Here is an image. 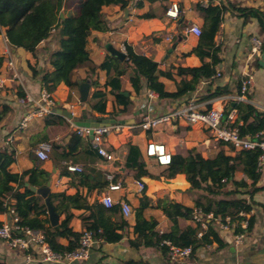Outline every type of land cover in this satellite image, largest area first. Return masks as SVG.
<instances>
[{
	"label": "trees",
	"instance_id": "trees-1",
	"mask_svg": "<svg viewBox=\"0 0 264 264\" xmlns=\"http://www.w3.org/2000/svg\"><path fill=\"white\" fill-rule=\"evenodd\" d=\"M144 1L79 0L78 10L73 16L71 11L66 13L67 0H0V38L3 35L6 37L11 50H23L37 60L36 65L29 63L30 71L33 78L40 80L41 88L51 95L56 93L60 85H65L70 90L78 89L77 72L84 68L88 69V76L84 82L91 81L92 87L96 88L88 100V108L101 115H106L107 94L100 89L98 78L92 80V76L97 75L98 77V71L109 72L114 69L116 74L108 79L106 86H111V92H119L122 73L112 56H108L100 65H94L88 50L89 39L94 31L103 33L109 31L110 27L104 14L105 7L127 9L135 5L141 8ZM147 1L154 2L155 0ZM202 1L205 0H199L195 4V10L203 20L199 42L191 52L184 55L197 56L201 65L197 67L179 66L164 71L158 62L136 53L132 46L126 45L125 64L132 67L136 73L135 77L130 78L136 93L142 90L143 81L146 82L150 91L158 94L160 99L168 100L186 98L198 92L204 82L208 83L209 88L199 96L198 102L200 103L240 93L242 81L246 77L237 79L234 90L230 89L229 85L212 88L217 79L218 66L222 62L219 55L221 47L216 45L215 39L221 31L225 16L235 12L239 18L243 19L244 24L252 19L258 20L262 33L261 50L263 53L264 12L258 8L242 7L229 0L218 5L210 1L207 6H204ZM180 13H182L181 7ZM50 39H53L57 45L54 51L44 49L48 52L51 71L38 67L40 46L42 42ZM5 60L6 57L0 55V75L3 73ZM255 65L259 66V58L255 61ZM176 77L180 78V81H176ZM161 78L174 81L177 86L176 90L168 91ZM17 92L20 98L26 97L21 86L18 87ZM116 99L118 104L123 106L122 112H126L132 104L130 98L119 93L116 94ZM248 99H251V95ZM230 107L236 110V116L232 121L227 119L225 126L237 129L241 138L263 141L264 112L259 111L250 103L230 102L224 108L225 114L229 113ZM207 108L210 110L212 105H207ZM9 112L8 105H0V125ZM60 123V116L55 114L45 116L46 127ZM42 142H50L46 134L39 139V144ZM52 145L50 159L57 168L68 174V165L79 152L82 138L74 133L65 147L56 143ZM127 148L129 154L126 167L134 171L135 177L138 180L142 177L155 179L147 171L139 147L128 144ZM84 154L94 158H104L95 149ZM110 154L114 157L112 153ZM261 154L260 148L237 149L233 144L226 142H219L217 151L208 158H205L202 153H197L196 150L190 151L188 156L174 154L171 165L163 167L166 169L161 176L174 179L179 174H185L190 189L202 192V194L195 199L193 207L174 201L161 204L164 215L172 222L171 230L161 233L157 229L158 221L146 216L147 210L153 208V203L144 190L139 206L133 209L134 238L129 239V246L134 250L158 249L165 256L170 251L166 242H170L177 248L191 247L192 256L199 248L215 244L220 250L225 248L227 243L216 225V219L221 220L223 224L227 223L228 218L231 224L236 223V226L232 228L234 235L251 234L254 231L256 219L254 216L247 219L242 216V213L248 214L253 211L256 205L252 200L253 197L264 190V184H261L264 173L258 166ZM15 161V153L8 151L0 144V216L5 213L12 215L13 212L19 220V226L44 232L46 242L55 253L63 256L78 249L85 231L93 232L95 239L108 244L119 243L127 236L130 224L123 216L120 204L107 208L98 200L93 203L86 202L81 194L66 196L64 193L50 192L49 196L56 212L59 215H65V218L53 227L43 198L25 186L28 183L33 187H44L48 181V173L40 168L26 170L22 174L12 173L10 167ZM239 174L243 177L239 178ZM117 180L116 176L113 182ZM104 185L108 187L110 183L105 182ZM21 189L24 191L22 192ZM245 196H249L250 200ZM73 210L89 213L88 216L82 218L86 228L84 232H76L71 227L74 218ZM197 212H201L203 217L213 215L214 219L207 224L206 229L202 228L199 222L194 221V215ZM245 220H248L247 228L241 225ZM183 221L191 222V224L182 226ZM3 224L4 222L0 220V227ZM200 233L202 237H199ZM60 239H64L66 244H62ZM0 264L6 263L0 262ZM124 264H135V262L129 260Z\"/></svg>",
	"mask_w": 264,
	"mask_h": 264
},
{
	"label": "crops",
	"instance_id": "crops-1",
	"mask_svg": "<svg viewBox=\"0 0 264 264\" xmlns=\"http://www.w3.org/2000/svg\"><path fill=\"white\" fill-rule=\"evenodd\" d=\"M199 0H155L154 2L144 1L141 8L132 5L127 9L119 7H105L104 14L109 24L108 32L94 31L89 39L88 50L90 51L94 65H100L108 56L106 45H112L115 49L122 51V47L130 45L134 51L140 55H145L161 65L162 70H169L173 67H197L201 61L195 55L184 56L191 52L199 42V37L189 34L187 30L196 25L202 28L203 20L195 10V4ZM218 5L226 0H205L204 6L209 2ZM238 3L242 7L258 8L264 12V0H229ZM177 4L182 8V13L178 19L167 16V12ZM166 8V11H165ZM72 11V8H69ZM126 10L128 13H126ZM149 18H145V16ZM3 35L0 38V55L4 50ZM262 41V33L257 19H252L244 24L243 19L238 17L237 13L227 14L222 23L221 31L217 35L216 45L221 47L220 58L222 62L218 66V72L221 74L214 85H229L234 90L236 81L240 77L250 76L254 80L252 87L250 103L259 111L264 112V69L256 66L255 61L261 55L254 54L253 40ZM56 42L52 39L42 42L40 46L39 62L41 67L52 70L48 61V52L56 50ZM16 58V71L19 80H11L12 73L6 67H3V76L7 79L4 89L0 90V105H8L10 112L0 125V144L8 151L15 153V163L10 167L12 173L22 174L26 170L44 169L52 179L51 192L64 193L66 196H75L81 194L86 202L93 203L98 200L102 202L105 196H110L114 201H127L132 208L140 204L141 194L146 190V195L152 200L153 208L147 210L146 216L158 221V231L168 232L172 228V222L164 215L161 204L166 201H174L184 204L188 207L194 206L195 199L202 194L199 191H192L185 174H179L174 179H167L161 176L159 165L155 160L146 156L145 151L148 142L155 140L165 142L172 154L188 156L190 151L196 150L202 153L205 158L214 154L219 143L211 139L209 131L200 125L189 124L185 120H173L164 123L150 131L132 127L143 117H156L171 113L184 107L187 101L198 102L199 96L209 88L208 83L204 82L199 87L198 92L188 95L181 100L160 99L158 94L150 95L147 84L143 81L142 90L136 93L130 78L135 77L136 73L132 67L117 58L118 68L122 73L121 89L119 92H111V86H106L110 77H114L116 72L98 71L97 75L92 76V80L98 78L100 89L107 94V114L101 115L88 108V102L85 104V113L89 120H108L115 121L111 125L117 126L114 132L105 137V148L113 154V160L107 161L104 158L87 156V151L91 148V138H82V145L79 147V154L71 160L73 165L80 166L81 172H70L67 174L60 168H57L52 159L40 161L35 155V149L39 144V139L43 134L49 137L51 143L59 144L63 147L70 141L72 134H77L73 126L79 125L83 121V116L78 115L72 119L61 117V123L56 126L46 127L45 116L32 118L22 128L20 126L23 118L35 109L33 101L37 100L42 90L40 80L33 78L29 68V63L34 65V57L23 50H11ZM37 62V60H36ZM88 69L84 68L77 72L79 80L84 82L88 76ZM168 91L176 90V83L166 78H161ZM176 81L180 78L176 77ZM91 82V81H90ZM89 82V83H90ZM21 86L25 93V98L18 95V87ZM96 88L90 83L89 99L92 97ZM122 94L130 98L131 105L126 112H122L123 106L118 104L116 94ZM236 93L222 98L212 100L216 101L212 107L224 108L230 97ZM57 108L66 109L70 113L77 111L80 102V93L78 89L70 90L65 85H60L53 95ZM71 97V98H70ZM70 98V99H69ZM225 98V99H224ZM228 98V99H227ZM88 99V100H89ZM231 99V98H230ZM200 103V102H199ZM203 104V102H202ZM205 104V103H204ZM211 105V104H209ZM84 113V114H85ZM59 116V115H57ZM134 121V124L131 123ZM11 138V140H9ZM128 144L139 147L143 154V160L146 163V169L155 179L142 177L137 179L133 170L126 167V160L129 154ZM209 154V155H207ZM65 165V163L63 164ZM63 173V174H62ZM264 173V167H263ZM47 175V177H48ZM108 176H113L112 183L121 186L119 190L110 191L105 182H109ZM118 177L117 182L113 180ZM243 175L239 174V178ZM49 179V177H48ZM137 181L145 184L144 190L139 192ZM264 184V178L261 180ZM23 192L24 189H21ZM250 200L249 196H245ZM254 205L250 216H254L256 224L251 234H245L241 244L236 242L235 235L221 231V235L227 246L218 250L216 244L199 248L195 254L186 259L172 261L162 254L158 249L141 248L134 250L129 246V239L134 238L135 218L132 215L128 221L130 227L127 236L119 243L108 244L96 242L91 250L90 257L87 260L73 261L70 263L41 262L39 254L31 251L34 255V261L28 262L26 252L13 250L7 243L0 240V262L6 264H124L132 260L135 264H264V190L257 193L252 199ZM74 218L71 227L76 232H84L85 226L82 221L84 216L89 213L85 211H72ZM59 223L65 218V215H59ZM12 215L5 213L0 216L2 222H9ZM191 222H181L182 226L190 225ZM62 244H66L64 239H60Z\"/></svg>",
	"mask_w": 264,
	"mask_h": 264
},
{
	"label": "built area",
	"instance_id": "built-area-1",
	"mask_svg": "<svg viewBox=\"0 0 264 264\" xmlns=\"http://www.w3.org/2000/svg\"><path fill=\"white\" fill-rule=\"evenodd\" d=\"M180 14V9L177 4H174L172 8L167 12V16L178 19ZM189 34H193L197 37L201 35V28L199 26H192L187 30ZM253 53L257 55L262 54V41L259 39L253 40ZM122 51L126 53V47H122ZM3 56L6 57L4 62V66L8 69L9 72L12 73L11 80L15 79L19 80V75L16 69V61L13 52L7 42L4 39V50ZM221 74L218 72L217 78L220 77ZM7 83V79L3 76H0V90L4 89ZM254 84V80L252 77L247 76L241 85L240 93L236 94L234 97H230L229 100L240 103L247 102L248 96L252 93V87ZM155 93L150 92V95L153 96ZM225 99V98H224ZM228 99V98H227ZM219 100V99H218ZM216 100V101H218ZM30 101L34 102L35 109L28 113L20 123L22 128L26 127L27 123L35 117H44L49 114H54L53 111L56 106V102L53 99V96L46 90H41L39 98L35 101L30 99ZM216 101H209L207 103H199L195 101L188 102L184 107L179 108L171 113L150 117H143L138 123L134 124L132 127L142 129L143 131H150L152 129L157 128L158 126L164 123H170L173 120H185L189 124L200 125L205 128L211 134L212 138L216 142H226L233 144L237 149H256L260 148L262 150V154L259 157L258 166L260 170H263L264 167V140H252L247 138H241L239 136L237 129L227 128L225 126V121L228 119L230 121L234 120L236 116V110H231L229 113H224V108H214L212 107L210 110L207 108V105H213ZM85 113V104L81 103L77 109V111H72L70 114L72 118L81 115L83 116ZM225 115L227 117L225 118ZM71 118V119H72ZM77 132V135L80 137H88L90 132H93V139L91 140V148L97 150L99 155L104 157L107 160H113L112 155L105 148V137L112 134L117 126L108 124L106 126H100L95 128L82 127L80 125L73 126ZM264 135V132H263ZM11 140V138L9 139ZM53 150V145L51 142H42L35 149V155L40 161H48L50 159V154ZM145 154L148 158L155 160V162L161 167H167L172 163V152L168 149V147L160 141L152 140L148 142ZM83 169L80 166L69 164L68 171L70 172H81ZM110 180L109 190L115 191L121 188L120 185L112 183L113 176H108ZM139 187V192L144 190L145 184L142 181L136 182ZM102 203L105 207L111 208L115 204H120L121 212L126 219H129L133 215V208L130 203L127 201H114L110 196H105L102 199ZM12 218L9 222H5L0 227V240L7 243V245L13 249L18 251L26 252V259L28 262L34 261V255H32L31 251L37 252L39 254V261L41 262H56V263H70L73 261H81L87 260L90 257L91 250L96 242L99 240L95 239L93 232L85 231L81 241L80 246L75 251L65 254L59 255L55 253L48 243L46 242V236L44 232L40 230H33L28 227H21L18 225V218L12 212ZM242 216L247 217L249 219L250 213L245 214L242 213ZM214 219L213 215L210 214L207 217H203L201 212H197L194 215V221L199 222L201 227L206 229L207 224ZM216 225L221 231L233 233L232 228L236 226V223L231 224L230 219L226 220L227 223H222L221 220L216 219ZM243 228L248 227V220L243 221L241 223ZM199 237H202V234H199ZM245 234L235 235L236 242L241 244L244 240ZM166 244L170 247V251L168 252V257L172 261H177L180 259L189 258L192 255V248H177L171 245L170 242H166Z\"/></svg>",
	"mask_w": 264,
	"mask_h": 264
},
{
	"label": "water",
	"instance_id": "water-1",
	"mask_svg": "<svg viewBox=\"0 0 264 264\" xmlns=\"http://www.w3.org/2000/svg\"><path fill=\"white\" fill-rule=\"evenodd\" d=\"M126 13H128L127 10H126ZM106 49L110 55L114 56L115 58H117L121 62H125L126 53H124L123 51H119V50L115 49L110 44L106 45ZM259 65H260V67H262L264 69V52L261 54V57L259 60ZM78 84H79L80 102L83 104H86L88 102V99H89L90 83L78 80ZM232 109H233V107H230L228 112H230ZM53 113L55 115L64 116V117H67L69 119L72 118V115L66 109L55 108ZM226 117H227V115H225V118ZM114 122L115 121H108V120H103V121L92 120L91 121L88 119V116L85 113L83 116V121L81 123H79V125L82 127L95 128V127H100V126H106V125L114 123ZM131 123L134 124V121H131ZM89 136L91 139H93V132L92 131L90 132ZM48 177H49V179H48V181L44 187L37 188V187L30 186L28 183L25 186H26V188H29L30 191L36 193L37 195H39L43 198L45 205H46V208H47V213H48L50 223L53 227H55L59 224L60 216L56 212L55 207L52 204L50 196H49L50 192H51L52 179L50 178L49 175H48Z\"/></svg>",
	"mask_w": 264,
	"mask_h": 264
},
{
	"label": "rangeland",
	"instance_id": "rangeland-1",
	"mask_svg": "<svg viewBox=\"0 0 264 264\" xmlns=\"http://www.w3.org/2000/svg\"><path fill=\"white\" fill-rule=\"evenodd\" d=\"M67 4H68V8H67V10H66V13H69L68 11L70 10L69 8H72V10H73V16H75V14H76V11L78 10V5H79V0H67ZM72 12V11H71ZM15 61H16V58H15ZM16 63H17V61H16ZM34 65H36V59H34ZM41 65H42V63H39L38 64V67L39 68H41ZM224 108H225V106H224ZM211 135V134H210ZM212 137V136H211ZM211 139H213V138H211ZM214 140V139H213ZM164 144H166L165 142H164ZM169 149V148H168ZM207 155H209V154H207ZM209 156H211V154L209 155ZM151 159V158H150ZM159 167V169H160V171L161 172H163L166 168H163V167H161V166H158ZM165 178V177H164Z\"/></svg>",
	"mask_w": 264,
	"mask_h": 264
}]
</instances>
